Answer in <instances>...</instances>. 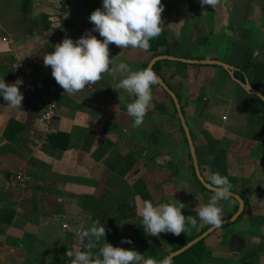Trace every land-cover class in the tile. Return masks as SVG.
Instances as JSON below:
<instances>
[{
    "label": "crops",
    "instance_id": "1",
    "mask_svg": "<svg viewBox=\"0 0 264 264\" xmlns=\"http://www.w3.org/2000/svg\"><path fill=\"white\" fill-rule=\"evenodd\" d=\"M162 1L172 3L162 13L168 47L143 51L110 44V57L119 55L114 63L123 61L133 70L159 55L192 60L163 59L153 69L178 97L202 178L214 172L227 176L231 191L245 202L240 220L205 239L214 257L234 263L264 240V101L254 93L264 94V0H221L214 9L202 7L200 0ZM63 4L67 12L78 13L74 21L81 22L80 33L76 22L68 28L61 14L53 18L52 9ZM4 7L10 8L8 19ZM94 10L84 0H0V79H22L24 95L22 110L0 97V264H69L67 251L79 250L70 241L97 219L94 212L100 215L108 200L115 205L111 214L127 211L120 204L136 211L145 199L154 205L176 201L185 205V216L196 219L184 234L195 236L210 226L194 209L213 193L196 173L176 104L159 83L152 86V107L139 127H133L126 109L134 97L114 89L118 72L104 73L100 82L75 95L63 93L53 123L44 122L48 90L59 85L43 55L65 37L75 41L91 30L88 12ZM39 18L41 24L34 25ZM92 34L103 39L99 32ZM10 119L19 129L12 140L4 137ZM57 132L69 136L61 142L64 148L49 140ZM21 170L31 180L8 188L5 178ZM219 206L223 221L236 214L239 204L232 197ZM100 222L106 228L121 226ZM128 225L124 238L129 230L136 233L141 217L136 214ZM236 236L240 250L233 248ZM136 239L131 246L142 254ZM121 241L112 245L121 247Z\"/></svg>",
    "mask_w": 264,
    "mask_h": 264
},
{
    "label": "clouds",
    "instance_id": "2",
    "mask_svg": "<svg viewBox=\"0 0 264 264\" xmlns=\"http://www.w3.org/2000/svg\"><path fill=\"white\" fill-rule=\"evenodd\" d=\"M201 6L214 9L221 0H200ZM164 4L161 0H102V8H96L89 16L93 28L86 31L77 40L65 37L54 45V50L43 55V64L51 68V75L64 93L75 95L86 87L96 85L107 72H118L115 90H123L134 99L126 105L127 114L133 118V127H139L152 107V86L158 83V76L149 65L133 70L119 59V55L110 57L109 45L115 44L121 49H150V41L158 38L162 31V13ZM92 32H99L100 37ZM22 79L6 83L0 79V97L12 108L22 110L24 95L20 91ZM213 193L207 203L201 204L194 211L199 219L213 228L222 224V208L219 202L231 200L232 184L225 175L214 172L205 181ZM185 205L176 201L155 204L145 199L136 205V214L141 217L144 232L159 237L161 233L180 236L191 224L196 226V219L185 216L181 211ZM105 226L98 220L77 233L79 250L70 248L66 255L69 264H173V254L157 260L132 248L113 246L105 240ZM103 241V242H102ZM121 243L132 244L130 238ZM98 252L93 253V249Z\"/></svg>",
    "mask_w": 264,
    "mask_h": 264
},
{
    "label": "trees",
    "instance_id": "3",
    "mask_svg": "<svg viewBox=\"0 0 264 264\" xmlns=\"http://www.w3.org/2000/svg\"><path fill=\"white\" fill-rule=\"evenodd\" d=\"M85 3L91 7V8H102V0H84ZM167 5V4H166ZM62 8L65 11V5L63 4ZM62 25L64 27H74L76 25L75 21H68V20H62ZM48 26V24L46 25ZM162 26H165V23L162 24ZM150 49L151 51H156L160 47L166 46L168 47V38L166 36V32L163 28L162 35L158 38L152 39L150 41ZM167 54V53H166ZM156 73V72H155ZM157 74V73H156ZM235 78L239 79L238 72H235ZM244 80V79H242ZM247 83V82H244ZM19 131L15 119H10L5 131H4V137L12 140L16 133ZM69 136L65 132H57L54 134H51L49 136V140L53 146L60 145L62 148L66 146V143H61L64 140H68ZM58 142V143H56ZM60 142V143H59ZM110 203L113 201L108 200ZM109 202L108 204L111 205ZM107 204V207L105 206L102 213L99 215V213L94 212V216L99 219L100 221L104 222H126L127 225L132 221L134 217H136V211H131V209H127L126 207H123L122 204L119 202V207L122 211L127 210L125 213L122 214H115L108 212L109 205ZM114 205V204H113ZM127 206V205H126ZM132 208V207H130ZM133 209V208H132ZM107 210V211H105ZM243 216V212L240 214V216L237 218L236 221L240 220ZM125 220V221H124ZM230 224V223H229ZM229 224H225L223 227H227ZM105 226V225H104ZM212 226H208L205 228L200 234L198 235H186L181 234L180 236H175L174 238H167L163 233L160 234L159 237H149L143 229L142 224L140 226H137L136 232L138 236V247L142 254L147 256H152L157 260L163 259L165 255L172 254L173 252H176L180 249H182L184 246H186L188 243L195 240L198 236L209 230ZM106 236L105 240L109 241L113 245H118L120 241L126 236L127 231L126 228H118L116 226L114 227H108L106 228ZM264 237V236H263ZM205 239H202L195 244H193L190 248L185 250L184 252L176 255L173 257V264H232L227 259L222 258H216L213 256L212 251L210 248L206 245ZM103 242V241H102ZM70 243H74L78 245V238L77 236H74L73 239L70 241ZM123 248H132L131 244L124 243ZM171 248L170 250H167V248ZM133 249V248H132ZM264 249V240L262 241L261 245L255 250L256 255L260 253ZM98 252V248L93 249V253ZM240 264H252L251 260L248 259L247 255L242 256L240 259Z\"/></svg>",
    "mask_w": 264,
    "mask_h": 264
},
{
    "label": "water",
    "instance_id": "4",
    "mask_svg": "<svg viewBox=\"0 0 264 264\" xmlns=\"http://www.w3.org/2000/svg\"><path fill=\"white\" fill-rule=\"evenodd\" d=\"M163 59H174V60H179V61H184V62H192V60H190V59L172 57L170 55H159V56L155 57L149 65H151L152 68H153L154 67V64L157 61L163 60ZM198 62L208 63V61H198ZM213 63L219 64V65H222V66H225V67L226 66L227 67L229 66L228 64H226V63H224L222 61H215ZM158 83L169 93V95L172 97V99L174 100V102L176 104V107H177L178 113L180 115V118H181V121H182L184 130H185L186 135H187V139L189 141V145L191 147V151H192L193 158H194V166H195V169H196V173H197L199 179L201 180V182L206 186L205 180L202 178V176L200 174V168H199L197 156H196V153H195V149L193 147L192 135H191V132H190V130L188 128V125H187V123L185 121V118H184V115H183V112H182V108H181V104H180V102L178 100V97L176 96V94L174 93V91L166 84V82L163 80V78L160 77V76H158ZM254 93L264 101V94H262L259 91H255ZM233 194H234L233 197H235L238 200V204H239L238 210H237L236 214L233 217L222 221L221 226L224 225V224H226V223H230V222L236 221V219L240 216V214L244 210V206H245L244 200L239 195H237L236 193H233ZM216 229L217 228L211 227L209 230H207L206 232H204L203 234H201L200 236H198L192 242L188 243L182 249H180V250H178L176 252H173L172 253L173 254V257L176 256V255H178V254H180V253H182V252H184L185 250H187L188 248H190L196 242H198V241L206 238L210 233H212ZM238 241H240V240H239V238L236 237L234 242L237 243Z\"/></svg>",
    "mask_w": 264,
    "mask_h": 264
},
{
    "label": "rangeland",
    "instance_id": "5",
    "mask_svg": "<svg viewBox=\"0 0 264 264\" xmlns=\"http://www.w3.org/2000/svg\"><path fill=\"white\" fill-rule=\"evenodd\" d=\"M168 1H171V0H168ZM179 2H181V0H178ZM163 2V1H162ZM178 3V2H177ZM163 4H172L171 2H163ZM77 6H79V3L77 2ZM166 7H168L167 5H164V11L167 9ZM61 8V10H54V9H52V12L54 13V14H52V16H53V18H55L56 17V19H57V17H58V15H60L61 14V16H59V17H61V19H67V20H72V21H74L75 20V18L77 17L78 18V16H77V14L78 13H76V12H74L75 14L73 15V14H71L69 11L67 12V10H65V11H63V13H60V12H62V7H60ZM4 10H5V12H3V15L5 14V15H9V16H6L5 17V19H8L9 17H10V8L9 7H4L3 8ZM77 9V8H76ZM76 11H78V10H76ZM83 13H85V12H80V14H82L83 15ZM0 14H2V13H0ZM88 14H89V16H90V14H91V12H88ZM56 19L54 20V21H56ZM41 22H42V20L39 18L35 23H33L34 25H36V24H41ZM60 23L59 22V20H57L55 23ZM76 23H77V25L74 27V30H78L79 31V33H80V28L78 27V25L81 23V22H77V21H75ZM83 25H86V26H90V25H88V23H83ZM85 26V27H86ZM84 27V26H83ZM91 27V26H90ZM89 27V28H90ZM72 30V29H71ZM22 40L21 39H19V42H21ZM22 43V42H21ZM23 44V43H22ZM20 172H25V171H23V170H21V171H19V173ZM18 173V172H17ZM25 174H27L26 172H25ZM2 175V171H1V169H0V176ZM6 185V184H5ZM117 186V185H116ZM115 186V187H116ZM15 187H18V186H15ZM9 188V187H8ZM119 188L118 187H116V189L115 190H118ZM110 202V201H109ZM113 206H115V205H112V206H109V209H108V211H110V209L113 207ZM117 209V208H116ZM125 221V220H124ZM133 222H136V224H139L138 223V221H137V219L135 220V221H133ZM121 224V226H120V228H128V226L129 225H127V223L126 222H121L120 223ZM221 227H219V229H220ZM132 229V228H131ZM135 229V228H134ZM134 229H132V230H129L128 231V234H127V238H129V236H131L132 238H131V240L133 241L134 239H136V238H134V236L135 235H137V232L135 233V234H132L133 233V231H135ZM218 230V229H217ZM216 231V230H215ZM262 238V237H261ZM138 239V238H137ZM136 239V240H137ZM123 246V245H122ZM257 248V247H256ZM256 248H254V247H251L250 249H247L246 251H245V254H244V256L245 255H247V257H248V259H250L251 260V262H252V264H264V254L262 253V254H259L258 256L255 254V253H253V252H255V250H256ZM240 262V259L237 261V259H235V261H234V263L233 264H240L239 263Z\"/></svg>",
    "mask_w": 264,
    "mask_h": 264
},
{
    "label": "built area",
    "instance_id": "6",
    "mask_svg": "<svg viewBox=\"0 0 264 264\" xmlns=\"http://www.w3.org/2000/svg\"><path fill=\"white\" fill-rule=\"evenodd\" d=\"M64 90L60 86H56L47 93L46 106L43 112L44 122L50 126L53 123L55 116L57 115L58 102L60 97L63 95ZM31 180L30 176L25 174V172H18L12 174L9 177L5 178V184L9 188L15 186H26V184ZM64 228H68L67 224H63Z\"/></svg>",
    "mask_w": 264,
    "mask_h": 264
},
{
    "label": "flooded vegetation",
    "instance_id": "7",
    "mask_svg": "<svg viewBox=\"0 0 264 264\" xmlns=\"http://www.w3.org/2000/svg\"><path fill=\"white\" fill-rule=\"evenodd\" d=\"M244 208H245V206H244ZM243 213H244V212H243ZM236 220H237V219H236ZM223 221H224V220H223ZM233 222H236V221H233ZM231 223H232V222H230V224H231ZM226 224H229V223H226ZM230 224H229V225H230ZM224 225H225V224H224ZM224 225H222V226H220V227H221V228H227V227L229 226V225H228L227 227H223ZM236 237L239 238L238 236H236ZM234 241H235V240H234ZM241 243H242V242H240V241H238L237 243L233 242V248H235V249H239V250H240V249L242 248ZM244 254H245V253H244ZM244 254H242L241 257L244 256ZM241 257H240L239 259H241ZM227 260H228V259H227ZM228 261H229V260H228ZM230 262H231V261H230ZM231 263H232V262H231ZM232 264H233V263H232Z\"/></svg>",
    "mask_w": 264,
    "mask_h": 264
}]
</instances>
